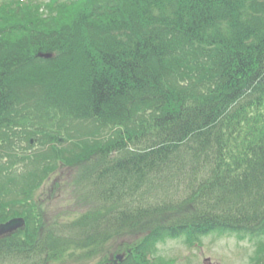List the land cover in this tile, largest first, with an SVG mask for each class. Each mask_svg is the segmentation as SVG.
<instances>
[{"label": "trees", "instance_id": "16d2710c", "mask_svg": "<svg viewBox=\"0 0 264 264\" xmlns=\"http://www.w3.org/2000/svg\"><path fill=\"white\" fill-rule=\"evenodd\" d=\"M59 166L85 185L127 182L100 195L114 225L158 218L123 264L210 235L250 243L264 264V0H0L1 213L18 215L3 211L7 183L32 200ZM173 181L185 201H163ZM25 229L0 263L46 249Z\"/></svg>", "mask_w": 264, "mask_h": 264}, {"label": "rangeland", "instance_id": "374dc122", "mask_svg": "<svg viewBox=\"0 0 264 264\" xmlns=\"http://www.w3.org/2000/svg\"><path fill=\"white\" fill-rule=\"evenodd\" d=\"M40 1L47 3L48 0ZM50 56L53 57L52 54ZM51 174V176L36 185V189H34L30 197L36 201L37 207L44 215L43 218H45L46 221L44 224L45 230L48 228L52 229L50 226L51 224L58 227L61 226L66 230V241H64L66 253L63 257L64 261L61 264H100L104 259L105 253L132 248L146 236L151 235L146 231L147 222L153 224L159 222L157 217L144 216L138 222L134 223L133 226L127 225L126 223L123 230H121L120 226H114V231L111 229L107 232L105 231V226L101 228L97 226L96 233L93 234L94 236H92V238L88 237V240H85L87 238L86 235L81 236V233L83 232V234H85L89 231L93 224L91 222L94 221L97 215L101 216L103 213H108V209L113 207L111 202L110 204L103 202L100 195H103V192L109 190L113 180L118 182V186H120L119 191L121 190L123 195V193H126V190L124 191V185L127 182L120 178L118 174H114V177H111V174L99 173L91 175V179L89 180L87 178V183L85 185L81 183V181L76 180L77 173H75L73 169L68 167L60 169V166L57 167L55 172H51ZM57 174L59 176H57ZM27 182L28 181H25L23 184H27ZM12 184L13 188H11L12 190L9 192L11 194L6 196V198L9 199L7 206L12 205L17 206V208H23L24 210L18 211L19 213L16 217L25 218L23 211H27V208L24 207L29 204H19L20 202L18 201L24 202L22 199L18 201L14 200L15 197H20L23 191V186L18 185L22 183L17 181ZM171 185L173 188L170 189L171 191L166 190L165 193L161 192L162 196L166 194V196L163 197V201L173 202L175 204L185 201L182 193L183 190L177 187V183L173 181ZM80 188L82 194L88 193L90 196L87 198L79 196L82 194L76 192ZM145 192H147V189ZM23 196L25 197V195ZM99 198L101 199L99 200ZM163 201H159L160 204H163ZM35 203L32 204L34 205ZM114 204H116L117 208H122L123 206L121 203ZM169 215H175L176 218L178 213H171ZM9 216L10 218L8 219H11L13 215L9 214ZM8 219L7 221H9ZM97 231L99 233H97ZM107 237H111L110 240L103 243L107 240ZM59 241L60 239L58 240L56 237H52L50 250L53 253L56 252L55 246L60 245ZM184 241L185 239L183 238H178L176 240L167 239L163 242L157 241L156 255H158V258L162 261L158 259V264H251V258H253L255 254L254 246L246 241L238 242L233 236L217 237L215 235H210L201 238L199 243L191 241L190 239L186 242ZM79 246L84 247L80 248ZM38 249L40 250V246L37 247V250ZM43 249L44 251L40 250L39 254L36 253L37 257L34 258V261H25L23 264H33L37 262V260H39V264H41L42 260L46 261L45 264H48L47 250L45 248ZM129 263L130 262L127 264ZM7 264L12 263L8 262Z\"/></svg>", "mask_w": 264, "mask_h": 264}, {"label": "flooded vegetation", "instance_id": "af4514ba", "mask_svg": "<svg viewBox=\"0 0 264 264\" xmlns=\"http://www.w3.org/2000/svg\"><path fill=\"white\" fill-rule=\"evenodd\" d=\"M37 214H41V213H39V212H37V213H35V212H30L29 213V215L31 216V215H37ZM42 217H44V215H42ZM107 225H109V226H111L112 227V229H113V225H112V223H111V221H108L107 222ZM112 233V232H111ZM111 233H109V234H111ZM117 252H116V250H114V251H112V252H107V254L106 255H104V259H103V261H101V263L100 264H120L121 262H119L114 256L115 255H117L116 254ZM64 258L62 257H60V259H58V258H56L55 257V255L53 256V255H51L47 260V262H48V264H61V263H63V260ZM123 262V261H122ZM47 264V263H46Z\"/></svg>", "mask_w": 264, "mask_h": 264}, {"label": "water", "instance_id": "95a60500", "mask_svg": "<svg viewBox=\"0 0 264 264\" xmlns=\"http://www.w3.org/2000/svg\"><path fill=\"white\" fill-rule=\"evenodd\" d=\"M40 56L44 58L50 57L48 55H40ZM22 226H23V220L17 218L15 220H10L5 224L0 225V238L5 237L8 234H11L12 232L16 231L17 228H20ZM118 259L120 258L118 257Z\"/></svg>", "mask_w": 264, "mask_h": 264}]
</instances>
